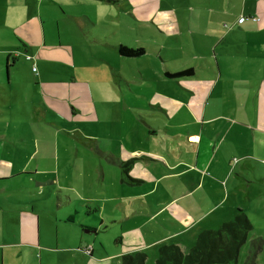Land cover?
I'll use <instances>...</instances> for the list:
<instances>
[{
    "label": "rangeland",
    "instance_id": "obj_1",
    "mask_svg": "<svg viewBox=\"0 0 264 264\" xmlns=\"http://www.w3.org/2000/svg\"><path fill=\"white\" fill-rule=\"evenodd\" d=\"M198 1H203V4ZM205 1H209L207 4L210 6ZM43 6L39 17L33 0H18V4L0 0V37L13 43L19 37L17 35L26 33L23 24H29V21L40 28L37 35H31L35 46L27 50L21 47L16 54L17 62L11 70V79L9 66L13 64L14 57L9 61L8 56L4 58L1 55L0 84H7L10 79L14 89L10 93L7 89L0 91V128L7 136L0 140V163L3 164L0 171L3 176H11L21 170L30 172L38 169L44 179L52 175L54 189H74L71 195L81 212V215H75V225L63 223V219H53L58 202L49 206L40 203L37 213L31 216L23 213L22 226L35 228L37 235L38 231L40 233L44 259L74 261L77 249L81 252L88 249L93 251L92 255H87L88 259L101 261L98 264H120L119 258L136 247L127 243L130 239L124 234L149 220H145L142 214L127 218L121 208L118 216L114 215L113 221H117L114 223L109 217L107 204L112 207L117 202L115 199L124 196L137 198L147 195L146 201L154 210L166 203L172 205L174 191L179 190L160 183L168 169L171 168L169 172L175 171L171 155H178L181 159L196 157L189 153L188 142L157 135L163 124L155 125L157 133L150 132L144 124L151 121L150 109L144 106L147 102L145 97L153 93L174 98L189 96L184 86H195L192 81L195 78H190L193 71L187 75L177 74L193 66L198 69L203 62L202 57L212 55L219 36L228 33L226 26H231L242 15L247 19L258 16L264 11V0H121L118 5L97 0H44ZM150 9L157 11L151 21L143 18L142 14ZM163 15L169 17V28L173 31L177 28L178 34H168L162 27L168 26L156 22ZM237 35L244 34L240 32ZM119 46L152 49L150 56L158 64L152 60L150 65H159L161 70L168 68L177 81L165 84L163 81L140 80L141 67L146 66L148 60L140 57L143 54L124 57L118 51ZM155 49L162 58L156 56ZM220 50L216 49V53ZM132 83H137L135 85L141 91ZM153 103L154 100L151 101ZM167 122V127L174 126ZM195 127L191 125L188 131H195ZM205 146L204 143L203 148ZM123 151L162 155L166 162L155 164L141 160L148 166L147 173L155 180L133 186L126 182L125 167L118 164ZM112 161L117 164H112ZM258 169L256 166L244 173V187L230 182L227 186L218 184L208 188L212 194L210 198L203 196L198 200L193 196L184 203H178L181 210H187V216L198 218L195 228L191 229L193 231L197 228L202 231L209 225L217 228L220 223L233 220L237 215L247 217L250 227L246 226L249 229L245 232L238 257L227 264H264V182ZM216 172H221L223 179L226 171L219 167ZM222 179L217 178L216 181ZM7 195L29 202L52 201L47 193L32 196L31 193L13 192ZM224 195L227 200L219 205L211 203L214 210L206 215L191 212L206 210L210 204L205 201L212 202V198H224ZM55 196L60 198L57 192ZM75 199H80L82 205ZM94 200H98L101 210ZM6 206L8 212L17 213L11 206ZM155 215H158L154 218L155 226L162 228L158 230L148 224L146 228L139 229L143 238L158 242L177 217L165 213ZM14 217L6 223L11 220V224L19 228L18 218ZM83 222L96 226L97 232L84 228ZM7 228L6 224L7 243L20 244H0V264L2 257L4 264H36V252H31L29 246L32 244L34 249H38L36 243H30L34 237L22 230L17 239ZM187 231L174 235L170 231L168 235L171 236L160 245L163 242H181L191 246L195 236H190ZM37 235L34 234L36 240ZM157 256V252H152V261Z\"/></svg>",
    "mask_w": 264,
    "mask_h": 264
},
{
    "label": "crops",
    "instance_id": "obj_2",
    "mask_svg": "<svg viewBox=\"0 0 264 264\" xmlns=\"http://www.w3.org/2000/svg\"><path fill=\"white\" fill-rule=\"evenodd\" d=\"M7 1L11 4H18V0ZM97 1L105 2L110 5H118L121 0ZM205 2V4L208 5L207 3L209 1ZM43 3L44 0H33V5H35L34 10L39 17L41 16V11L44 9ZM198 3L203 4V1H198ZM120 9H122V6ZM27 10H29V7H27ZM156 12L157 11H152L151 9L145 10L142 12L143 18L151 21ZM241 17L244 16H239L235 23L231 26H226L228 28V33L219 36L214 44L216 45L218 43L215 50H213L212 55L210 54L202 57L203 62L198 69L194 66L188 68L193 71L190 78H195L192 80L195 83L194 87L188 88L184 86L186 92H188L187 94L190 96V100H188L189 96L187 95H180L174 98L166 95H154L156 93H153L148 94V97H145L147 102H144V106L147 107V109H150L148 112L151 115V121L144 122V124L149 128L150 132L157 133L158 129L155 125L163 124V126H160V129L163 132L161 131L157 133V135L166 136V138L171 139L175 137L183 142H188L190 149L189 153L192 152L196 157L194 159H181L178 155H171V160L174 162L172 166H175V171L169 172L171 168L168 170L166 169L167 172L161 177L163 180L160 181V183L167 184V186L179 190L177 192L174 191L172 205L166 203V205L159 207L158 210H154L153 206L146 201L147 195L137 198L124 196L120 199H115L117 202L112 207L107 204V208L109 209L108 214L110 213L109 217L112 221L114 220L113 218H115L114 215L118 216V213H120L122 208L123 213L127 218L133 219L135 215L142 214V217L145 220H149L147 224L142 223L139 226L143 228H146L148 224L152 226H155V224L157 225L154 218H158V215H155L158 213L161 215L165 213L168 216L174 215L177 217V221L171 222V228H168L169 230L166 229L164 237L159 239L161 241L158 242L143 238L139 227L124 234L130 239L127 243L136 246L131 248L128 251L129 253H125L124 255L136 254L138 251H156L158 246H160V242L171 236L168 235L170 231L172 232V235H174L182 230H188L187 233H190V236H195L192 237L194 244L196 237L203 230L200 231L198 228L195 229V231L191 230L195 228L194 226H196L195 223L198 218L193 219L187 216V210H181V207L178 205L179 202L184 203L186 199L192 198L193 196L198 200L203 196L210 198L212 194H210L208 188H213L218 186V184L227 186L230 182L237 187H244V173L255 169L256 166H259L260 169L258 170L262 179L261 181L264 182V11L259 12L258 16H250L248 19L251 20V22L249 23H247L249 20L246 18V21L240 24L239 19ZM168 19L169 17L163 15L156 22L158 24L164 23L167 25L168 27H162L168 34H171V32L178 34L179 31L177 28H175L174 31L169 28L170 24ZM23 26L26 29V33L17 35L19 36L17 40L19 39L20 43L15 39L13 40V43H11L6 41L4 37H0V59L1 55L4 56V58L5 56H8L7 58L9 61L11 57H14L13 64H10L9 66L10 79L12 78L11 70L17 62L16 54L20 52L19 50L21 47H24L27 50L30 46H35V41H32L31 35H37L38 30H40L39 25L35 26L31 21H29V24H23ZM234 31H237V33H234ZM240 32L244 35H237ZM120 47L121 46H119V49ZM219 48H221V50L219 53H216V49ZM143 49L145 50V53L140 57H143V60H148L149 63H147L146 66L141 67V73H139V75L142 79L140 80H150L151 82L163 81L165 84H167V82L171 84L177 81L176 78L169 75L173 73L168 68L161 70L159 65L156 67L150 65V62L152 60L154 61L150 56L152 55L151 53L153 50ZM154 52L156 56L159 57V52L156 51V49ZM144 56L147 57L145 58ZM9 82L7 84L1 83L0 91L7 89L9 93L12 92L14 87ZM135 84L132 83V86L134 85L135 88H138L141 91V89L136 87ZM128 86L131 85L128 83ZM153 100L155 103L152 105L151 101L153 102ZM155 113H158L159 115ZM162 116H165L166 118ZM167 121L173 123L174 126L172 128L167 127ZM191 125H196L195 131L193 132L188 131V128ZM184 133H186V135H183ZM6 137L7 136L2 133L0 128V140L6 139ZM204 143L206 145L205 148H203ZM38 153L39 152H37L36 155H38ZM137 160L140 162H138L137 165H133ZM141 160L147 162L152 161L155 164L166 162L162 155L151 156L147 153H141L138 151H134L133 153L123 151L121 162L118 164L125 167L124 173L127 175L126 182L133 186H135V184L150 182L151 179H154L150 173H147L148 166L146 167L144 165L145 163ZM111 163L113 164L116 162L112 161ZM253 165H255V168ZM0 166H3V164L0 163ZM219 167L226 171L223 173V179L222 173L216 172V169ZM236 171L237 173H234ZM233 175H235L234 178ZM217 178L222 180L216 181ZM55 187V181L53 180L52 175L50 178L44 179L38 169L30 172L27 170H21L11 176H3L0 171V240H3L0 244H4L5 246H17L20 244L7 243L5 237V226L7 224L9 233L17 239H19L20 234H22V230H24L23 233L26 235L34 237L30 243H36L38 249H34L33 247H35V245L32 244H29L31 247L29 248L31 252H36V264H43L44 262L47 264L101 263V261L88 259L87 255H92L93 251L91 254H87L83 251H78V249L75 251L74 261L56 262L53 260H46L43 258L41 252L44 249V243L42 242L41 237H39V231L37 235V230L35 228L30 229L26 225L22 226V219H24L23 213L30 214L29 216H31L33 213H37L40 208V203L49 206L53 205V202L54 204L56 202L59 203L56 213L53 214V219H63V223L75 225V215H81V212L75 205L73 201L74 197L71 195V192H73L74 189H72V187H57L58 189H54ZM198 190L201 191L199 192ZM13 192L23 195L31 193L32 196L33 194L34 196H38L47 193L52 201L36 200L29 202L24 201V199L20 197L7 195V193ZM56 192L60 198L55 196ZM150 192L152 193L153 190ZM75 200L82 205L80 199ZM225 200H227L225 195L224 198L218 196L214 197L212 198V202H204L210 204L206 210L191 212L197 215H206L214 210L211 203L219 205ZM93 202L99 205L98 200H94ZM6 205L11 206L13 212H20L21 214L8 212L6 210ZM99 206L100 207L98 208L101 210V205ZM73 210H76V212ZM14 215L18 218L17 222L19 228L15 224H11V220L10 223H6V220L15 218ZM113 222L115 223L117 221ZM161 222L164 223L163 220H161ZM82 224L84 228L97 232L96 226L94 227L85 222ZM162 225L164 226V224ZM155 227L158 230L162 228L160 225ZM214 228V226L209 225L206 229ZM161 232L163 233V231ZM34 234L38 236L37 240ZM17 235L18 237H16ZM174 239L176 240L177 238ZM172 243L181 244L185 248L190 247L181 242ZM138 248L142 249L136 250ZM37 253L39 255H37ZM2 259V264H4L5 259L3 257ZM249 259H251V257H249Z\"/></svg>",
    "mask_w": 264,
    "mask_h": 264
},
{
    "label": "trees",
    "instance_id": "obj_3",
    "mask_svg": "<svg viewBox=\"0 0 264 264\" xmlns=\"http://www.w3.org/2000/svg\"><path fill=\"white\" fill-rule=\"evenodd\" d=\"M144 49H132L121 46L119 53L125 57L144 54ZM192 70L178 73L187 75ZM170 76L174 77L175 75ZM250 227L247 217L237 215L235 219L223 222L217 228L203 230L196 237L194 244L185 248L178 243H163L155 252L158 256L152 261L153 251H138L120 257L121 264H227L237 259L240 247L245 240V232ZM91 254L92 251L85 249Z\"/></svg>",
    "mask_w": 264,
    "mask_h": 264
},
{
    "label": "built area",
    "instance_id": "obj_4",
    "mask_svg": "<svg viewBox=\"0 0 264 264\" xmlns=\"http://www.w3.org/2000/svg\"><path fill=\"white\" fill-rule=\"evenodd\" d=\"M245 17H241L240 19H239V23H243L244 21H245ZM34 70H36L35 68H34Z\"/></svg>",
    "mask_w": 264,
    "mask_h": 264
},
{
    "label": "bare ground",
    "instance_id": "obj_5",
    "mask_svg": "<svg viewBox=\"0 0 264 264\" xmlns=\"http://www.w3.org/2000/svg\"><path fill=\"white\" fill-rule=\"evenodd\" d=\"M245 21H246V19H245ZM245 21H244V22H245ZM240 24H241V23H240Z\"/></svg>",
    "mask_w": 264,
    "mask_h": 264
}]
</instances>
